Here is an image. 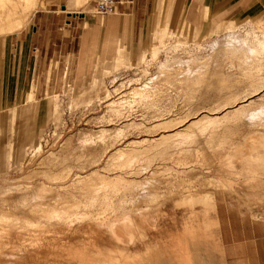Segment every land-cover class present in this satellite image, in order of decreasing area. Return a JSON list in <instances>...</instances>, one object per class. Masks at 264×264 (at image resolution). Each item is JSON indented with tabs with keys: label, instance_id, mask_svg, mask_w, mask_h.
Wrapping results in <instances>:
<instances>
[{
	"label": "rangeland",
	"instance_id": "1",
	"mask_svg": "<svg viewBox=\"0 0 264 264\" xmlns=\"http://www.w3.org/2000/svg\"><path fill=\"white\" fill-rule=\"evenodd\" d=\"M95 1L72 11L96 13ZM36 2L34 13L55 0ZM170 19L137 57L120 50L122 65L78 81L75 64L48 97L59 120L33 130L25 115L0 194L48 191L0 197V264H225L216 199L264 225V154L244 155L249 138L264 134V47L252 33L264 31V18L228 28L234 20L207 16L194 29Z\"/></svg>",
	"mask_w": 264,
	"mask_h": 264
},
{
	"label": "crops",
	"instance_id": "2",
	"mask_svg": "<svg viewBox=\"0 0 264 264\" xmlns=\"http://www.w3.org/2000/svg\"><path fill=\"white\" fill-rule=\"evenodd\" d=\"M81 2L55 0L45 9L32 11L31 25L0 36V169L10 161L13 142L16 150L23 143L25 115L33 130L52 119L55 103L48 97L65 85L75 64L78 81L97 66L114 68L122 58L120 50L137 57L153 40L157 25L170 24L174 17L180 23L183 18L193 29L207 16L234 20L228 28L238 21L264 18V0H114L110 15L72 11ZM15 114L20 118L14 120ZM215 203L224 263L264 264V225L249 221L226 201Z\"/></svg>",
	"mask_w": 264,
	"mask_h": 264
},
{
	"label": "bare ground",
	"instance_id": "3",
	"mask_svg": "<svg viewBox=\"0 0 264 264\" xmlns=\"http://www.w3.org/2000/svg\"><path fill=\"white\" fill-rule=\"evenodd\" d=\"M83 1V0H82ZM85 1V0H84ZM35 2V0H0V34L1 35H4V34H10V33H13V32H15V31H18V30H20V29H22L23 27H24V25H26L27 24V22H28V19H29V17H30V15L32 14V8H33V6H34V3ZM33 10H35V8L33 9ZM115 11V9H113V11L110 13V14H112L113 12ZM164 31V30H163ZM162 32V31H161ZM163 33V32H162ZM253 33V35H254V40H256L257 41V44L256 45H260L261 47H264V31H260V32H258V31H253L252 32ZM160 33L158 32V36H160L161 35V38H162V34H160ZM164 34V33H163ZM121 62H123V60L122 59H120V60H118V62H117V64L115 65V67L117 66V65H119V64H121L122 65V63ZM120 65V66H121ZM125 65V64H124ZM114 67V68H115ZM118 70V69H117ZM116 70V71H117ZM104 73H106V74H108V70H106ZM94 75V74H93ZM92 75V76H93ZM93 79H94V77H93ZM93 79H89V81L90 80H93ZM97 80V79H96ZM95 80V81H96ZM92 82V81H91ZM93 82H94V80H93ZM92 82V83H93ZM97 83H95L94 85H96ZM86 85H89V84H87L86 83ZM93 85V84H92ZM90 86H91V84H90ZM90 86H89V88H90ZM97 88V87H96ZM88 89V88H87ZM86 89V90H87ZM99 89V88H98ZM115 92V91H114ZM113 92V93H114ZM107 93V92H106ZM112 94V93H111ZM30 95V94H29ZM107 96H112V95H110V94H106ZM117 95V94H116ZM97 96V95H96ZM29 97V99H33V96L31 95V96H28ZM77 97V96H76ZM110 98V97H109ZM77 99V98H76ZM111 99V98H110ZM99 100V99H98ZM97 100V101H98ZM74 101V100H73ZM76 101V100H75ZM100 101H102V100H100ZM85 102V101H84ZM106 102H107V100H106ZM246 102V101H245ZM249 102V101H248ZM74 103H76V102H74ZM93 103V102H92ZM84 105V104H83ZM78 106V105H77ZM109 107H110V110H112V111H116L117 112V107L118 106H116L115 105V102H110V104L108 105ZM75 107V106H74ZM236 107V106H235ZM55 119V120H59L60 119V112L58 111V109H57V106L55 107V109H54V114H53V117H52V119ZM192 123H194V122H191L187 127H190L191 125H192ZM191 128V127H190ZM260 134V133H259ZM259 134H257V135H253V136H251L250 138H249V143H248V146H247V148H248V150H246V152H244V155L245 156H253V155H257V154H264V134L263 133H261L260 135ZM80 139V138H79ZM91 140V136H90V138H88V137H86V138H84L83 139V142L84 143H86V142H89ZM80 141V140H79ZM41 148H42V146H41V141L39 142H37L36 143V145H35V150H36V152H40L41 151ZM141 152V151H140ZM142 154V153H141ZM133 156V155H132ZM135 156L136 155H134V157L133 158H135ZM129 157V156H128ZM127 157V158H128ZM257 157V156H256ZM130 158V157H129ZM133 158H131V159H126L127 160V162L125 163V165H130L131 164V160L133 159ZM252 158V157H251ZM135 160V159H134ZM241 162V161H240ZM136 163V162H135ZM123 167V166H122ZM130 168V167H129ZM139 172V171H138ZM137 175V174H136ZM94 177H95V175H94ZM100 177H101V175H100ZM99 177V178H100ZM103 177V176H102ZM91 178V177H90ZM96 178V177H95ZM94 178V179H95ZM88 179V178H87ZM102 179V178H101ZM91 180V179H90ZM89 181V180H88ZM106 181V180H105ZM89 183V182H88ZM84 186H86V185H84ZM18 187V186H17ZM88 188V187H87ZM3 189V188H2ZM16 189V187L14 188V190ZM20 189V188H19ZM13 190V189H12ZM12 190H9L8 189V191H6L5 190V192H2L1 194H0V197H1V200H3V203H4V201H6L7 202V204H8V200H11V199H14V197L16 196V195H18V193H20L22 190H16V191H12ZM0 191H2V190H0ZM46 191H48L47 189H46V187L45 186H43V185H41V184H38V185H36V186H34V187H32V188H29L28 190H24L23 192H21V193H24V192H26L27 194L28 193H30L29 195H31L30 197H34V198H39V197H44L47 193H46ZM25 194V193H24ZM150 194V193H149ZM210 195V194H209ZM151 196V195H150ZM212 196V195H211ZM22 197V196H21ZM27 196H25V198H26ZM24 198V199H25ZM149 198V197H148ZM12 201V200H11ZM11 203V202H10ZM13 203V202H12ZM133 203V202H132ZM6 204V203H5ZM6 204V205H7ZM9 206V205H8ZM31 212H32V214H36L37 215V217H39L41 214H40V211L39 210H36V209H33V210H31ZM40 214V215H39ZM44 214V213H43ZM43 216V215H42ZM216 220V219H215ZM218 222L216 221L215 222V224H217ZM214 224V223H213ZM116 225V224H115ZM218 225V224H217ZM213 226V225H212ZM115 228H117V227H115ZM118 229V228H117ZM133 231V230H132ZM194 232V231H193ZM118 234V236H119V233H117ZM116 234V235H117ZM131 234V233H130ZM195 234V233H194ZM132 236V235H131ZM121 237V236H120ZM134 238V237H133ZM199 238V237H198ZM123 239V238H122ZM130 240V239H129ZM123 241V240H122ZM131 241V240H130ZM129 241V242H130ZM132 244V243H131ZM156 244V243H155ZM135 246V245H134ZM179 246H180V244H179ZM188 246V245H187ZM182 247V246H181ZM135 248H136V246H135ZM128 249H130V248H128ZM127 249V250H128ZM133 249V248H132ZM129 251V250H128ZM136 252V251H135ZM151 252V251H150ZM147 253H149V252H147ZM159 254V253H158ZM171 254V253H170ZM142 255V254H141ZM141 255H140V258H141ZM151 256V255H150ZM184 256V255H183ZM189 256V255H188ZM142 257H143V255H142ZM186 258V257H185ZM188 258V257H187ZM138 260H139V258H137ZM148 260H147V262L148 261H150L149 260V258H147ZM152 259V258H151ZM154 259H155V257H154ZM190 259V258H189ZM137 260V261H138ZM181 260V259H180ZM187 260V259H186ZM185 260V261H186ZM142 260L140 259V262H141ZM158 261V260H157ZM179 261V260H178ZM183 261V260H182ZM187 261H191V259L190 260H187ZM139 262V261H138ZM139 262V263H140ZM146 262V261H145ZM146 262V263H147ZM138 263V264H139ZM141 264V263H140ZM148 264H149V262H148ZM186 264V263H185ZM190 264H192V262L190 263ZM197 264V263H196Z\"/></svg>",
	"mask_w": 264,
	"mask_h": 264
},
{
	"label": "built area",
	"instance_id": "4",
	"mask_svg": "<svg viewBox=\"0 0 264 264\" xmlns=\"http://www.w3.org/2000/svg\"><path fill=\"white\" fill-rule=\"evenodd\" d=\"M95 9L97 14L110 15L115 9V2L114 0H96Z\"/></svg>",
	"mask_w": 264,
	"mask_h": 264
}]
</instances>
